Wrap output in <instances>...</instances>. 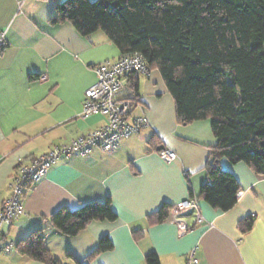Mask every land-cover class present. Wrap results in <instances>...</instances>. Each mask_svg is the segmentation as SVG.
I'll list each match as a JSON object with an SVG mask.
<instances>
[{"label":"crops","instance_id":"1","mask_svg":"<svg viewBox=\"0 0 264 264\" xmlns=\"http://www.w3.org/2000/svg\"><path fill=\"white\" fill-rule=\"evenodd\" d=\"M62 1L0 0V34L6 42L0 52V212L21 165L107 122L101 115L81 117L84 93L96 82L94 68L122 55L101 30L84 37L68 23L52 24L55 5ZM137 83L139 99L129 121L145 116L149 126L111 152L94 148L87 157L62 158L54 165L26 193L25 215L5 234L12 251L0 256V264H42L16 249L35 230L45 231L48 251L62 264L86 262L104 236L114 248L89 264H146L150 254L160 264H185L193 250L200 264H264V175L245 163L221 159L218 166L240 185L238 201L225 213L210 207L199 195L217 144L211 120L180 124L158 70L139 74ZM160 147L177 159L164 161ZM192 196L198 198L204 222L194 224L195 211L181 216L192 227L186 234L180 235L173 222L149 221L163 205ZM108 199L116 222L94 221L75 237L51 223L59 209ZM249 216L254 223L244 233L239 223ZM135 231L142 233L135 237Z\"/></svg>","mask_w":264,"mask_h":264},{"label":"trees","instance_id":"2","mask_svg":"<svg viewBox=\"0 0 264 264\" xmlns=\"http://www.w3.org/2000/svg\"><path fill=\"white\" fill-rule=\"evenodd\" d=\"M50 22L68 23L84 37L103 31L122 56L139 55L146 74L160 72L180 124L211 120L217 144L199 195L210 207L225 213L238 201L240 185L218 166L221 159L264 175V0H65L56 3ZM137 77L130 78L129 89L138 102ZM171 207L163 205L149 221H166ZM117 219L108 199L59 209L51 223L75 237L94 221ZM253 223L249 216L239 229L248 232ZM113 248L104 236L86 262L75 264H89ZM16 249L34 262L62 264L48 251L44 230L20 239ZM146 264L160 261L150 254Z\"/></svg>","mask_w":264,"mask_h":264},{"label":"built area","instance_id":"3","mask_svg":"<svg viewBox=\"0 0 264 264\" xmlns=\"http://www.w3.org/2000/svg\"><path fill=\"white\" fill-rule=\"evenodd\" d=\"M6 47L4 34H0V52ZM96 82L84 93L81 117L94 115L104 116L106 124L90 131L70 143L54 147L47 154L34 159L28 165H21L11 181V196L4 201L0 212V256L10 254L12 244L5 243V234L12 224L25 215L24 199L26 193L35 187L62 158L72 156L87 157L94 148L104 152L115 150L122 140L140 134L149 122L145 116L129 121L132 108L137 105L129 89V81L133 75L146 74L145 63L137 55H125L115 62L106 61L94 68ZM166 162L177 159V155L164 149L159 152ZM195 211V225L202 224L204 218L199 211V202L195 198L172 206L166 221L177 225L180 235L189 232L192 227L180 217ZM185 264H200L196 251L189 253Z\"/></svg>","mask_w":264,"mask_h":264},{"label":"water","instance_id":"4","mask_svg":"<svg viewBox=\"0 0 264 264\" xmlns=\"http://www.w3.org/2000/svg\"><path fill=\"white\" fill-rule=\"evenodd\" d=\"M164 149H165L164 147H162V148L160 147V148L157 149V151L160 152V151H162Z\"/></svg>","mask_w":264,"mask_h":264}]
</instances>
